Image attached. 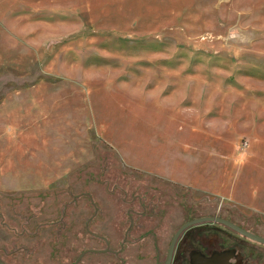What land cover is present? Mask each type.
<instances>
[{"label": "rangeland", "instance_id": "374dc122", "mask_svg": "<svg viewBox=\"0 0 264 264\" xmlns=\"http://www.w3.org/2000/svg\"><path fill=\"white\" fill-rule=\"evenodd\" d=\"M164 160L213 187L129 166ZM0 178L43 186L0 192V211L63 221L59 255L107 250L85 264H163L199 217L264 237V196L249 194L264 185V0H0ZM215 239L264 264V245L211 224L181 236L175 264Z\"/></svg>", "mask_w": 264, "mask_h": 264}, {"label": "flooded vegetation", "instance_id": "af4514ba", "mask_svg": "<svg viewBox=\"0 0 264 264\" xmlns=\"http://www.w3.org/2000/svg\"><path fill=\"white\" fill-rule=\"evenodd\" d=\"M220 218L223 217L221 216ZM223 219H226L233 224L251 233H254L251 230L246 229L245 226L236 223L231 218ZM131 221L133 224L132 218ZM62 223L63 221L56 220L51 222H40L39 224H37L36 221L32 219V217L28 219L24 218L18 223L14 220L11 221V219L6 218V216L0 211V264H85V262L83 261L84 256L81 257V255H73V244L71 242L67 246V253L65 255L64 253H62V255H59V225ZM210 224L219 225L215 223ZM18 227L21 228L20 231H18ZM222 227L227 228L225 226ZM11 234L15 235L14 241L11 240ZM180 238L176 243L171 264H175L176 262L175 255ZM18 239H25V241L21 245L17 246ZM221 243L222 241L220 239H215L214 244L210 246L203 245L201 250L195 249L194 252H191L188 250H190L191 248H195V246L191 245L190 242L191 247H188L187 251L179 254L183 256L179 264H226L225 258H230L228 264H245V261L243 259L244 252L240 250L239 246H236L237 243L225 249H222ZM122 248L123 247H121L120 251L122 250ZM33 251H36V253H34ZM117 253L119 252H116V254ZM232 260H235V262L232 263Z\"/></svg>", "mask_w": 264, "mask_h": 264}, {"label": "crops", "instance_id": "0c3cea01", "mask_svg": "<svg viewBox=\"0 0 264 264\" xmlns=\"http://www.w3.org/2000/svg\"><path fill=\"white\" fill-rule=\"evenodd\" d=\"M9 93L6 92V95L4 97L3 100H7V98L9 97ZM20 95H12L11 97H15L14 100H17V99H20L19 98ZM25 96V99H30L27 98L26 95ZM31 96V95H30ZM35 96V94H34ZM55 103L51 102V109L57 107L56 105H54ZM51 118L53 119V116L51 115ZM36 123V122H35ZM39 123H36L35 125H37ZM53 126V124H52ZM25 131V130H24ZM30 131V130H27V132ZM13 132H15V129L12 128V127H8L6 129V147L9 146L10 144V139H8V135H12ZM18 132H22V131H18ZM37 134V132H35ZM18 134L16 135H13L12 138H11V141L13 142H16L18 141ZM10 138V137H9ZM184 158L186 159V153L184 154ZM165 161V160H164ZM162 161V164L159 165L157 163V167H154V168H150V167H141L140 165H137V164H132L130 163V167L139 171V172H143V173H146L152 177H155L157 179H160V180H163V181H166V182H169V183H172V184H175V185H182V186H188V187H192V186H195V185H199L201 187H204V188H207L209 185L210 187H213V181H212V177H211V180H210V183H207L206 186L204 185H200L198 183H194L193 180L195 179L194 175L193 174H190V175H181V173H171L169 171V167L168 164H171V162L169 161ZM150 163V162H149ZM54 165V162L52 163ZM171 170V168H170ZM217 174L219 172V167H215V169ZM158 171H160L158 173ZM211 173L212 174V170L210 169ZM255 171V170H254ZM184 172L186 173V169L184 170ZM257 173H259V171H256ZM262 174V173H260ZM259 174V175H260ZM55 178V173H51V179ZM262 179V176L260 177V180ZM192 180V181H191ZM256 180V179H255ZM259 180V181H260ZM7 181L4 179V178H0V192H3V193H6V194H12V193H18V192H24V191H30V190H38V189H41L43 188L42 185H35V186H32V187H28V186H17L16 184H10V183H6ZM264 183V182H263ZM259 185V184H258ZM253 190H256V191H253V192H250L249 194H252V195H255V196H259V195H263L264 196V185L260 186V187H253L252 188ZM226 259V264H228V262L230 261V258H225Z\"/></svg>", "mask_w": 264, "mask_h": 264}, {"label": "water", "instance_id": "95a60500", "mask_svg": "<svg viewBox=\"0 0 264 264\" xmlns=\"http://www.w3.org/2000/svg\"><path fill=\"white\" fill-rule=\"evenodd\" d=\"M210 223H215V224L225 226V227L231 229L232 231H234L235 233L241 235L242 237H245V238H247L253 242L264 245V237L256 235L254 233H251V232L233 224L232 222H230L226 219H223L220 217H212V216L199 217V218H195L193 220L186 222L184 225H182L177 230V232L175 233V235L171 241V244H170V247H169V250H168L164 264H171L176 243H177L178 239L180 238V236L186 230H188L192 227H195V226H199V225H203V224H210ZM131 224H132V221H131ZM127 236H128V232L125 234L124 243L126 242ZM122 247H123V245H122ZM106 251L107 250H85L81 254V257H83L84 255L89 254V253H104Z\"/></svg>", "mask_w": 264, "mask_h": 264}]
</instances>
